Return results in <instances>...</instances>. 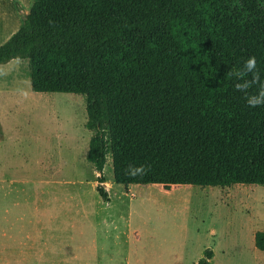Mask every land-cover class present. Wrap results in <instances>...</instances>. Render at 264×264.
<instances>
[{"label":"trees","instance_id":"1","mask_svg":"<svg viewBox=\"0 0 264 264\" xmlns=\"http://www.w3.org/2000/svg\"><path fill=\"white\" fill-rule=\"evenodd\" d=\"M22 15L0 65L28 60L35 93L86 96L105 203L109 155L126 187L264 185V105L235 87L255 73L229 75L255 56L248 95L264 84V0H33Z\"/></svg>","mask_w":264,"mask_h":264},{"label":"crops","instance_id":"2","mask_svg":"<svg viewBox=\"0 0 264 264\" xmlns=\"http://www.w3.org/2000/svg\"><path fill=\"white\" fill-rule=\"evenodd\" d=\"M16 2L22 9L21 13L26 15L33 1L0 0V24H14L8 18H19ZM10 28L9 31L14 25ZM9 38L0 37V45ZM52 184L59 187L83 185L46 181V185ZM88 184L97 191V180ZM105 186L110 203H105L101 198L102 203L99 202L98 206L103 209L102 212L114 205L113 191L115 194L120 190L123 196H130L118 204L124 220L119 217L114 220L106 218L96 208L89 207L88 201L79 194L72 198L78 203L67 212L70 216L60 219L41 205L42 188H39V197L35 198V202L27 204H30L28 210L32 212L29 220L12 212L11 208H5L0 234V264H74L80 260V255L83 258L87 254L90 240L95 243L93 237L96 230H101L105 239L111 234L108 238L112 245L107 248L106 243L101 242L99 246L105 249L101 251L110 264H198L207 250L213 253L209 264H264V221L257 218L260 213L264 216L263 184L197 182L192 185L132 184L126 187L109 183L106 179ZM138 195L153 207H159L158 203L164 197L184 200L192 196L201 200L209 198L211 202L204 209L206 214L203 217L172 220L167 216L168 210L157 218V214H151L153 218L146 221L141 208L148 204L136 203ZM154 211L157 212H151ZM11 214L15 215V219H11ZM135 214L141 218L140 221L132 220ZM245 216L248 217L247 221ZM62 233L64 237H61ZM61 240L65 241V246ZM75 242L77 246L74 249L77 248L80 255L67 249ZM96 251L101 256L98 246Z\"/></svg>","mask_w":264,"mask_h":264},{"label":"rangeland","instance_id":"3","mask_svg":"<svg viewBox=\"0 0 264 264\" xmlns=\"http://www.w3.org/2000/svg\"><path fill=\"white\" fill-rule=\"evenodd\" d=\"M22 16L19 13L18 19L8 18L14 23H8L10 27L14 25L11 31L8 24L1 22L0 37L5 39L16 33L22 24ZM86 104V96L83 95L33 92L28 60L17 59L0 65V234L4 223L3 210L9 207L12 212L29 220L32 212L28 210L30 204H27L34 203L35 198L39 197V188L43 189L40 194L41 205L57 214L60 219L70 216L67 212L78 203V200L72 198L79 194L88 201L89 207L96 208L106 218L114 220L119 217L124 220L118 204L128 200L130 196H123L120 190L115 194L113 191L114 205L102 212L103 209L98 206L102 199L96 189L88 184L97 180V173L94 165L87 161L93 133L86 128ZM104 175L109 183L116 184L110 155L107 157ZM46 181L77 182L83 185L59 187L46 185ZM210 202L209 198L201 200L192 196H187L184 200L179 197H164L158 203L159 207H153L139 195L136 198V203L148 204L141 208L146 221L153 218L151 214H157V218L168 210L167 216L172 220L203 217L206 214L204 209ZM31 207L33 211V206ZM152 210L157 212H151ZM11 215V219H15V215ZM261 215L260 213L257 218L264 221V216ZM132 218L135 221L141 219L137 214ZM247 219L245 216V221ZM102 235L101 230H96V236L93 237L95 243L90 240L87 254L83 258L81 252L74 249L77 242L67 248L69 252L74 251L81 256L74 264H110L102 254L101 250L105 249L99 246L104 242L107 248L110 247L112 243L108 237L111 234L106 239ZM61 237H64L63 233ZM61 243L65 246L64 240ZM96 246L101 251V256L97 253ZM45 257H49V251Z\"/></svg>","mask_w":264,"mask_h":264},{"label":"clouds","instance_id":"4","mask_svg":"<svg viewBox=\"0 0 264 264\" xmlns=\"http://www.w3.org/2000/svg\"><path fill=\"white\" fill-rule=\"evenodd\" d=\"M256 67H257L256 57L252 56L246 60L243 70L229 73V75L238 77V78L244 77L247 73H255L252 81L245 82V83H237L235 85L237 90L245 91L247 103L250 107H257V106L264 105V84H260V89H259L258 94L248 95L246 91L250 87L251 84L258 83L260 80L259 73L256 72ZM138 171H140V169L135 170V172H138ZM135 172L133 174H135Z\"/></svg>","mask_w":264,"mask_h":264}]
</instances>
